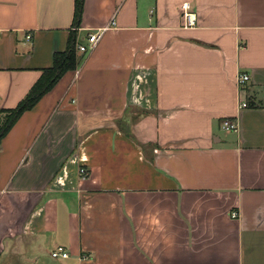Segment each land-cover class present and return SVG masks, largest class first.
Listing matches in <instances>:
<instances>
[{"label": "crops", "instance_id": "1", "mask_svg": "<svg viewBox=\"0 0 264 264\" xmlns=\"http://www.w3.org/2000/svg\"><path fill=\"white\" fill-rule=\"evenodd\" d=\"M73 15L74 0H0V110L72 31L77 46L109 27L0 143V264H264V0H84Z\"/></svg>", "mask_w": 264, "mask_h": 264}, {"label": "trees", "instance_id": "2", "mask_svg": "<svg viewBox=\"0 0 264 264\" xmlns=\"http://www.w3.org/2000/svg\"><path fill=\"white\" fill-rule=\"evenodd\" d=\"M83 4L84 0H74L73 28H78L80 25ZM77 65L76 33L72 31L69 34L65 50L53 55L52 66L41 71L39 79L31 87L26 97L14 109L0 110V143L20 116L31 110L67 72L76 69Z\"/></svg>", "mask_w": 264, "mask_h": 264}, {"label": "built area", "instance_id": "3", "mask_svg": "<svg viewBox=\"0 0 264 264\" xmlns=\"http://www.w3.org/2000/svg\"><path fill=\"white\" fill-rule=\"evenodd\" d=\"M182 19L184 22V28L191 29L196 26V16L191 11V8L187 3L182 5ZM108 28L109 27L107 26L94 33L88 34L86 39V44L77 45L76 52L83 55L92 52L95 49V47L98 45L100 39L102 38L103 34ZM30 38H31L30 35L26 36L27 40H30ZM248 81H249L248 75L244 73H239L237 75L236 83L239 89H241ZM246 108H247V103L240 100L238 104V109L242 110ZM237 128H238L237 122L232 119H224L221 123V129L226 132H234L237 130ZM79 176L82 179H85L87 177V172L84 168L79 169ZM230 217L232 219H237L238 213L232 212ZM50 257L51 259L54 260H65L69 257V254L64 247L58 246L50 253Z\"/></svg>", "mask_w": 264, "mask_h": 264}, {"label": "rangeland", "instance_id": "4", "mask_svg": "<svg viewBox=\"0 0 264 264\" xmlns=\"http://www.w3.org/2000/svg\"><path fill=\"white\" fill-rule=\"evenodd\" d=\"M85 44H86V41H85Z\"/></svg>", "mask_w": 264, "mask_h": 264}]
</instances>
